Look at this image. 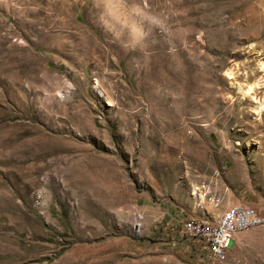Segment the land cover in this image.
I'll return each mask as SVG.
<instances>
[{"label": "rangeland", "instance_id": "obj_1", "mask_svg": "<svg viewBox=\"0 0 264 264\" xmlns=\"http://www.w3.org/2000/svg\"><path fill=\"white\" fill-rule=\"evenodd\" d=\"M262 58L264 0H0V264H264L263 227L219 262L180 233L264 214V111L226 75Z\"/></svg>", "mask_w": 264, "mask_h": 264}, {"label": "built area", "instance_id": "obj_2", "mask_svg": "<svg viewBox=\"0 0 264 264\" xmlns=\"http://www.w3.org/2000/svg\"><path fill=\"white\" fill-rule=\"evenodd\" d=\"M264 228V215L249 206L230 207L224 214V221L218 226L193 223L191 218L180 223L181 237L194 243L199 254L212 262L224 258L225 251L233 237L255 228Z\"/></svg>", "mask_w": 264, "mask_h": 264}, {"label": "bare ground", "instance_id": "obj_3", "mask_svg": "<svg viewBox=\"0 0 264 264\" xmlns=\"http://www.w3.org/2000/svg\"><path fill=\"white\" fill-rule=\"evenodd\" d=\"M262 60L260 62V68H261V71L264 72V58L260 59ZM226 75L227 77L229 78V80H232V85H234L237 89V93L242 97V99H250L252 100L255 105H256V113H261L264 111V101H261V100H258L256 97H255V93L257 90L261 89L262 87H264V76L259 79V80H256L252 83H234L233 82V76H232V71H227L226 72ZM194 195H196L200 201L203 200V193L202 192H199L197 189H195V191L193 192ZM218 202V201H217ZM227 211H225L221 216H219V218L215 221V222H210V221H206V220H194L192 219L193 223H196V224H208L209 226H218L220 225L223 221H224V214L226 213Z\"/></svg>", "mask_w": 264, "mask_h": 264}, {"label": "crops", "instance_id": "obj_4", "mask_svg": "<svg viewBox=\"0 0 264 264\" xmlns=\"http://www.w3.org/2000/svg\"><path fill=\"white\" fill-rule=\"evenodd\" d=\"M237 206H246V205H243V204H236V205H232V206H229V207H227L226 209H228V208H230V207H237ZM259 213V212H258ZM260 214H262V213H260ZM264 215V214H263Z\"/></svg>", "mask_w": 264, "mask_h": 264}]
</instances>
